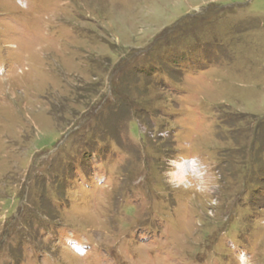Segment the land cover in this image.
Returning a JSON list of instances; mask_svg holds the SVG:
<instances>
[{
	"label": "rangeland",
	"instance_id": "374dc122",
	"mask_svg": "<svg viewBox=\"0 0 264 264\" xmlns=\"http://www.w3.org/2000/svg\"><path fill=\"white\" fill-rule=\"evenodd\" d=\"M240 250L264 264V0H0V264Z\"/></svg>",
	"mask_w": 264,
	"mask_h": 264
},
{
	"label": "clouds",
	"instance_id": "9594fccd",
	"mask_svg": "<svg viewBox=\"0 0 264 264\" xmlns=\"http://www.w3.org/2000/svg\"><path fill=\"white\" fill-rule=\"evenodd\" d=\"M26 7V4H22ZM166 182L173 188L204 191L208 187L210 176L208 166L198 155L178 153L167 160L163 173ZM236 264H252L251 257L246 251L240 250L235 254Z\"/></svg>",
	"mask_w": 264,
	"mask_h": 264
},
{
	"label": "trees",
	"instance_id": "16d2710c",
	"mask_svg": "<svg viewBox=\"0 0 264 264\" xmlns=\"http://www.w3.org/2000/svg\"><path fill=\"white\" fill-rule=\"evenodd\" d=\"M139 56H141V55H139ZM137 57H138V56H135V55L133 54V56H132L131 59L129 60L130 63H134L135 60L137 59ZM148 73H150V72L148 71ZM116 90H117V86H116Z\"/></svg>",
	"mask_w": 264,
	"mask_h": 264
},
{
	"label": "snow or ice",
	"instance_id": "6c2138e0",
	"mask_svg": "<svg viewBox=\"0 0 264 264\" xmlns=\"http://www.w3.org/2000/svg\"><path fill=\"white\" fill-rule=\"evenodd\" d=\"M79 251V249H77Z\"/></svg>",
	"mask_w": 264,
	"mask_h": 264
}]
</instances>
